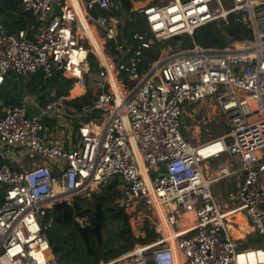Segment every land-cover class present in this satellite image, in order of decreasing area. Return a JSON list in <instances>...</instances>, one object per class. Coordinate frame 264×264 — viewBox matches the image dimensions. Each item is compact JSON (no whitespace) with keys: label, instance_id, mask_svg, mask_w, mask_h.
<instances>
[{"label":"built area","instance_id":"obj_1","mask_svg":"<svg viewBox=\"0 0 264 264\" xmlns=\"http://www.w3.org/2000/svg\"><path fill=\"white\" fill-rule=\"evenodd\" d=\"M228 1V7L223 0L143 5L137 12L150 35L135 33L138 45L118 32L116 0H20L36 25L12 32L0 22V145L27 151L31 159L27 168L0 164V264H59L48 237L49 210L57 203L74 207L77 197L90 199L114 179L121 182L122 208L160 218L163 210L176 244L156 230L155 242L100 264H178V254L182 264H264V0ZM83 11L105 37L103 56L85 34ZM236 13L253 29L251 42L194 44L163 58L157 50L156 59L147 56L157 44L193 36ZM91 57L97 66L90 65ZM37 73L46 81L57 74L74 80L92 99L80 108L68 98L47 99L37 116L25 105H7L1 94L6 77ZM208 100L226 116L229 129L195 145L182 132L183 112L188 103ZM224 156L242 164L231 212L220 208L212 185L236 171L225 163L211 176L205 167ZM189 211L193 225L179 226ZM236 212L251 219L259 247H238L231 237L227 218ZM77 221L83 226L89 219Z\"/></svg>","mask_w":264,"mask_h":264},{"label":"trees","instance_id":"obj_2","mask_svg":"<svg viewBox=\"0 0 264 264\" xmlns=\"http://www.w3.org/2000/svg\"><path fill=\"white\" fill-rule=\"evenodd\" d=\"M134 1L136 0H118V8L131 10ZM119 13V10L115 11L117 16L120 15ZM98 14H100L99 11L93 12L95 16ZM133 15H135L134 19L127 22L122 30L128 41L138 45L133 36L137 32H142V34L145 32V19L138 13ZM231 16L233 23L229 19L221 23L215 21L198 28L193 36H185L192 39L193 45L197 44L205 48H225L233 46L235 43L251 42L254 39L253 29L242 23L241 14L236 13ZM183 37L178 36L173 39H176V42H183ZM162 44L148 49L147 56L150 59H156ZM92 59L94 60L93 57H91ZM31 77L32 91L38 89L43 94L48 85L43 81L42 73L34 74ZM49 83L58 98L70 97L71 91L75 87L74 80L63 78L60 74L54 76ZM45 95L42 97H48ZM91 99L92 96L89 94L71 98L67 102L80 108ZM2 163L4 160L0 156V164ZM120 184L119 179L111 180L99 193L91 194L93 201H90L91 198L77 197L74 207L68 203H57L49 210V217L53 220V228L48 232L51 246L52 248L62 247L55 254L58 256L59 264H65L64 259L68 256L74 257V264H99V257L102 253H104L105 261H110L132 251L137 244H151L157 240L160 234L157 233L154 226L150 227V225L146 227L144 238L134 236L130 215L120 204ZM3 198L4 189L0 187V202ZM82 216H87L89 219V222L83 226L77 221V218Z\"/></svg>","mask_w":264,"mask_h":264},{"label":"rangeland","instance_id":"obj_3","mask_svg":"<svg viewBox=\"0 0 264 264\" xmlns=\"http://www.w3.org/2000/svg\"><path fill=\"white\" fill-rule=\"evenodd\" d=\"M152 0H136L133 3L132 9L120 10L115 7V10H119V16L121 18V24L119 25V34L123 35L125 38V34L122 29L125 28V25L130 20L134 19V13H138L137 10L145 3H149ZM161 1V0H160ZM224 5L226 7L231 5V2L228 0H223ZM229 21L232 22V16L229 18ZM94 32L93 35H98V40L103 41L105 37L102 32L96 33L95 30L99 31V27L93 26ZM145 32L143 34H149L147 25L144 22ZM142 33V32H137ZM83 38V36H82ZM183 42H176V39H171L163 43L160 50V57H166L171 50H175L177 48L188 49L192 48L194 45L192 43V39L188 36L183 37ZM254 40V39H253ZM90 65L97 66L96 60H90ZM71 98L75 96L71 94ZM214 101H204L200 104H192L188 103L183 112L182 118V132L185 134L187 140L192 142L193 144H201L206 141H209L213 138H218L228 132L229 126L226 116L223 112L215 106ZM39 112L37 110H30V116H37ZM184 129V131H183ZM233 169L239 170L242 168V164L239 158H228ZM29 164L26 163L24 166L27 168ZM209 175L216 176L218 173V166H212L209 171ZM243 175V174H242ZM240 174H234L231 177H228L218 183L213 185V191L217 199L221 202L223 206L228 205L229 207H234L237 204V191L239 187ZM106 184L100 186L96 192L99 193L100 190L105 187ZM222 194V195H221ZM231 197L230 200L228 197ZM226 199V200H225ZM90 201H93V197H91ZM230 201V202H229ZM222 206V207H223ZM224 208V207H223ZM130 215V223L132 227V231L134 236L137 238H144L146 236V227L150 225V227L154 226L156 230H161V220L158 216L157 212L148 211L145 209H141L138 212L134 213L132 211L127 212ZM185 221V218H184ZM229 222V227H231V233L233 236L237 238L239 242L242 243L244 249H252L260 246V239L256 238V234L252 229L251 223H248L244 220V218L235 217L233 219L227 220ZM241 226V227H240ZM244 227V228H243ZM165 234L167 239L175 240V236H171L170 232L167 230H161ZM170 234V235H169ZM246 239V240H244ZM142 244H137L135 248ZM51 253H53L51 249ZM55 255V254H54ZM58 258V256H57ZM74 257L68 256L64 259L65 264H74Z\"/></svg>","mask_w":264,"mask_h":264},{"label":"crops","instance_id":"obj_4","mask_svg":"<svg viewBox=\"0 0 264 264\" xmlns=\"http://www.w3.org/2000/svg\"><path fill=\"white\" fill-rule=\"evenodd\" d=\"M116 1L118 3V0H116ZM156 1H158V0H152L149 3H153ZM80 4H81L80 5L81 8L83 9L82 2ZM146 4H148V3H145L144 5H146ZM115 11L116 10H114L112 12V14L117 16L115 14ZM82 16L85 18V20L88 22V24L92 26L91 20H89V17L86 16L84 11L80 12V18H82ZM81 21H82V19H81ZM0 22H2L6 26V28L12 32H17L18 30L25 29V28H27L28 25H36L34 18L30 14L25 13L22 10L20 0H0ZM94 29L95 28L93 27L92 30L94 31ZM95 32H96V30H95ZM85 34L87 35L86 32H85ZM33 35H34L33 32H29L30 37H32ZM97 38H98V35H97ZM99 42H100L101 47H102V56H103V41H99ZM103 60L106 62L108 61V59L106 57H104ZM31 79H32V77L23 78V77H18L15 74H9L5 79V83L2 86V92H1L2 99H4L5 103L7 105H13V106L14 105H25L28 107L29 111L30 110H37L40 114L41 108L44 105V103L47 101V99H54V98L64 99L65 98V97L64 98L56 97L55 91L52 90V88L50 87V83L48 84V82H50V80L46 81V80H44V78H43V81L45 82V84L48 85L46 91L43 94H42V91H39L38 89L36 91H32ZM44 94L48 95V97H42V95L44 96ZM71 94L74 96H80V95L83 96L85 94V92L82 93V92L78 91L76 88H74L71 91ZM67 98L69 100L71 99V97H67ZM74 98H76V97H74ZM62 131L65 134V136L64 135L63 136L65 137L66 144H68L69 142L67 139L69 137L70 130L68 129V127L65 126V122L63 124ZM0 156L4 160V163L11 164L15 168L25 167L24 165L26 163H28L29 161L31 162L29 155H27V151L19 150V149L3 148L1 145H0ZM228 158H229V156H224L220 159L210 161V162L205 164V167H206L207 171H209V169L212 166H216V165L218 166V168L225 163H228L231 166V163H230ZM240 170L241 169L236 170V174H238V173L240 174V181H239L238 185H240V183L242 181V173L240 172ZM222 180H224V179H222ZM222 180L216 181L215 183H218ZM119 188L121 190V188H122L121 184H120ZM121 196H122V190H121ZM228 198L230 200L232 199L230 196ZM219 203L221 204L220 201H219ZM221 206H223V205L221 204ZM223 207L224 208H230L228 205L223 206ZM184 215L181 217H184ZM238 216L242 219L244 218V220L246 222L250 223L249 219L242 212H240L236 215H233V216L231 215V218H229V220L233 219L235 217H238ZM181 217L179 218V224H178L179 226H181L182 223H184V219H182ZM168 240L170 241V239H168ZM244 240H246V239H244ZM102 262H108V261H105V259H104V253H102L99 257V264Z\"/></svg>","mask_w":264,"mask_h":264},{"label":"bare ground","instance_id":"obj_5","mask_svg":"<svg viewBox=\"0 0 264 264\" xmlns=\"http://www.w3.org/2000/svg\"><path fill=\"white\" fill-rule=\"evenodd\" d=\"M82 23L84 24V26H85V30L87 31L86 33H87V35H88V37L90 38V42H91V44L98 50V52L102 55V47H101V44H100V42L98 41V38H97V35H93L92 34V32H94L93 30H92V26L91 25H89L88 24V22L85 20V18L82 16ZM228 19H229V17H228V15H226L225 16V18H224V20H222V21H228ZM89 20H90V18H89ZM114 78H115V76L114 75H112L111 74V79H112V81H114ZM78 91H80V92H82V93H84L85 92V90H83V89H80L79 87H75ZM118 88V87H117ZM215 184V182L213 183V185ZM213 185H212V189H213ZM222 195V194H221ZM216 200H217V198H216ZM226 200V199H225ZM230 202V201H229ZM217 203H218V205L220 206V208L222 209V210H229L230 212H231V210L232 209H234V207H230V208H223L222 206H221V204L219 203V201L217 200ZM154 213H156V212H154ZM159 213H160V215H161V226H160V228H161V230H167V232H170V234H171V236H175V232L173 231V229H172V227L169 225V223H168V221H167V218H166V215L164 214V211L163 210H159ZM238 213H240V212H236V213H234V214H231L232 216L233 215H236V214H238ZM242 213H244V212H242ZM245 214V213H244ZM231 215H229L228 216V218H227V220H229V218H231ZM242 215V214H241ZM246 215V214H245ZM246 217L249 219V221H250V223H251V225H252V228H253V231H254V233L256 234V231H255V228H254V226H253V224H252V221H251V219L246 215ZM182 219H184L185 218V221H184V223H182V225H181V227H183V226H186V227H191L192 225H193V222H194V220H195V214H194V212H191V211H189V212H187L185 215H184V217H181ZM181 219V220H182ZM241 227V226H240ZM229 228H231V227H229ZM244 228V227H243ZM230 234H231V237L233 238V240L235 241V243L237 244V246L238 247H240V246H242V243L241 242H239L238 240H237V238L235 237V236H233L232 235V233H231V230H230ZM170 242H172V244L175 246V244H176V240H171ZM182 260H183V256H180V254H178L177 255V263L178 264H182Z\"/></svg>","mask_w":264,"mask_h":264},{"label":"water","instance_id":"obj_6","mask_svg":"<svg viewBox=\"0 0 264 264\" xmlns=\"http://www.w3.org/2000/svg\"><path fill=\"white\" fill-rule=\"evenodd\" d=\"M61 249H62L61 246H55V247L52 248V251H53L54 254H56V253H57L58 251H60Z\"/></svg>","mask_w":264,"mask_h":264}]
</instances>
